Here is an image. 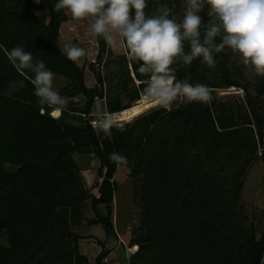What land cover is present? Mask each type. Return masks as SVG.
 <instances>
[{"label": "trees", "instance_id": "obj_1", "mask_svg": "<svg viewBox=\"0 0 264 264\" xmlns=\"http://www.w3.org/2000/svg\"><path fill=\"white\" fill-rule=\"evenodd\" d=\"M32 2L0 0V231L6 229L10 241V246L0 242V264H88L85 254L74 253L64 243L66 236H77L69 230L68 218L76 217L83 205L79 170L70 156L79 148L99 159L98 193L89 196L93 222L101 223L106 232L116 235L112 200L115 173L122 168L109 160V154L126 156V173L139 182L141 239L131 241L138 244L131 264H260L264 228L257 238L236 204L244 167L257 153L252 123L257 124L258 138L263 137L264 119L258 110L263 76L258 75L255 94L244 85L243 102L180 101L171 111L158 107L131 123L115 124L108 135L89 120L85 126L74 125L62 120L69 110L90 114L96 95L105 97L108 111L128 106L139 100L148 77L139 72L140 62L128 59L126 50L107 57L108 44L97 37L96 59L103 71L95 77L100 87L86 86L84 72L58 43L65 9L55 10L58 0H38L34 8ZM208 11L207 5L201 11L202 33ZM17 45L34 61L43 60L54 74L76 75L86 95L80 109L66 107L63 116L55 118L34 107V74L18 71L8 60L7 53ZM214 58L218 79L203 85H241L221 52ZM195 60L207 65L202 57ZM186 66L182 61L173 64L175 76L195 85L194 78H185ZM89 67L95 71L92 63ZM110 74L117 84H124L120 92L110 94L106 85L102 90ZM21 80L25 86L8 96L11 82ZM99 204L105 205L104 212ZM100 243L95 264H105L110 251Z\"/></svg>", "mask_w": 264, "mask_h": 264}, {"label": "clouds", "instance_id": "obj_2", "mask_svg": "<svg viewBox=\"0 0 264 264\" xmlns=\"http://www.w3.org/2000/svg\"><path fill=\"white\" fill-rule=\"evenodd\" d=\"M206 5L210 19L202 33L203 18L199 13ZM146 6V0H58L55 10L66 9L73 20L87 21L91 33L102 37L113 50L123 45L128 59L140 62L139 72L148 77L144 81L146 96L168 111L178 99L203 104L212 100L208 86L177 80L172 65L178 61L191 65L202 57L209 67H215L214 53L228 48L240 55L245 66L264 76V0H186L180 21L170 17L167 5L152 15L145 13ZM62 51L77 64L87 55L84 48L69 43L63 45ZM7 55L18 71L30 70L34 74L31 83L38 103L51 107L54 116L59 117L68 99L53 87L54 73L45 62L34 61L22 45ZM24 86L23 80L13 81L6 94L11 96ZM115 124L111 118L101 117L98 127L108 135ZM109 160L121 166L128 164L127 157L116 152L109 154ZM260 264H264V258Z\"/></svg>", "mask_w": 264, "mask_h": 264}, {"label": "rangeland", "instance_id": "obj_3", "mask_svg": "<svg viewBox=\"0 0 264 264\" xmlns=\"http://www.w3.org/2000/svg\"><path fill=\"white\" fill-rule=\"evenodd\" d=\"M37 2L38 0H33V8ZM185 2L186 0H146L147 6L145 8V13L147 15L155 14L161 6L167 5L170 9V17L180 21L183 18ZM42 12L45 13L47 17L49 16V11L44 10ZM64 12L66 15L65 19L60 24V41L63 43V41L67 39L72 40L75 43V46L82 47L86 50V57L76 64L84 72L83 77L86 86L91 87L95 85L99 88L100 85L97 83L95 72L102 74L103 65L102 62L99 64L96 59L98 50L97 36L91 33L87 21H75L71 18L70 13L66 9ZM199 14L202 16L201 12ZM123 50L125 51L123 45L115 50L107 45V57ZM221 56L227 60L231 76L241 85H234L233 88H231L232 85L226 87L208 86L211 90L212 99L214 98L217 103H223L230 100L238 103L243 102L245 96L244 85L248 86L249 91L252 94H255L258 75L255 73L254 68L243 64L242 58L238 53H233L230 49L225 48L221 51ZM90 63L93 64L95 71L89 67ZM128 67L131 70L129 62ZM192 67L194 69H192ZM213 70V67H209L208 65L194 59L191 65L186 66L185 78H194V83L213 84L212 82L218 79L216 71L214 72ZM104 78H106V80L103 84L102 90H104V86L106 85L108 88L107 91L110 94L120 92L123 88H125L122 82L117 84V77H113L112 74H110L109 77L110 81H108L106 76ZM127 86L129 88L131 85ZM53 87L60 92L61 96L68 99V108L80 109L86 100V95L81 90V83L74 73L69 76L65 74H54ZM260 96L261 100L258 102V110L261 113V117L264 119V96L263 94ZM94 98L95 100L93 101L91 107L92 111L88 115L80 113L79 111L69 110L65 116H63L62 113L59 117H56L52 114L53 109L49 108L47 105H41L36 102L34 107L38 108L40 112L50 114L55 118H61L63 116L62 120L71 124L85 126L86 122H88V120L90 122V119L92 118H90L91 113H101L107 110L105 107V97L99 98L96 95ZM135 100L137 99L132 101ZM180 101L181 100L178 99L174 103H179ZM131 122L132 121H130V123ZM251 125L257 138V153L254 159L250 163H247L244 167V173L241 176L242 185L238 193V201L236 205L241 218L247 225H252L254 227L256 237L259 238L264 228V125L262 139L258 138V134L256 132L257 124L252 123ZM95 128L98 129V126ZM70 156L79 170V176L82 182V189L79 190H83L84 198L83 205L80 208V212L76 214V217H67L69 230L77 234V236H66L64 243L66 246L71 247L74 253L79 252L85 254L88 264H95V257L102 248V244L100 242L103 241L94 233H89V231H95L97 235L106 232L101 223L98 222L96 224H92L95 223L93 222L95 215L91 208V197L89 196L90 193H98V185L101 180V177L97 172L99 159L95 153L88 151L85 148H79L70 152ZM115 179L117 187L112 200L113 222L115 228L123 234L125 232L127 236V239H125L126 244L119 245L116 249V253L118 254L119 264H131L132 254L134 252H131L128 249V246L131 245V241H138L141 239V235L139 234L140 230L137 228L139 217L141 215L139 197L140 185L138 180L127 175L126 166H122V168L116 171ZM99 208L103 212L105 211L104 204H99ZM0 242L3 245L10 246L9 236L6 229H2L0 231ZM105 246L108 247V245ZM116 256L117 255H115L114 252L106 254L103 260L105 264H112L115 263ZM50 263L51 262L48 264ZM57 264L60 263L58 262ZM70 264L75 263L72 262Z\"/></svg>", "mask_w": 264, "mask_h": 264}, {"label": "bare ground", "instance_id": "obj_4", "mask_svg": "<svg viewBox=\"0 0 264 264\" xmlns=\"http://www.w3.org/2000/svg\"><path fill=\"white\" fill-rule=\"evenodd\" d=\"M132 74L134 75L133 72ZM233 87L234 85H232L231 88ZM144 89L140 90L139 100L130 102L128 106H125L123 108H120L114 111L105 110L101 113H91L93 117L90 119V123L94 126H98V122L101 117H109L113 121H115L116 124H125L126 122L132 121L133 119L137 117L139 118L140 116L147 114L151 110L157 107H160L156 104L154 100H151L150 98L146 96ZM53 111L54 110H52V114H53ZM97 115L98 117H96ZM128 249L131 252H135L138 249V244L136 243L131 244L128 246Z\"/></svg>", "mask_w": 264, "mask_h": 264}, {"label": "crops", "instance_id": "obj_5", "mask_svg": "<svg viewBox=\"0 0 264 264\" xmlns=\"http://www.w3.org/2000/svg\"><path fill=\"white\" fill-rule=\"evenodd\" d=\"M60 28H61V25H60ZM60 28H59V34H60ZM58 43H59V45H61L60 47L62 49H63V45L65 43L75 45V43L72 40H68V39L63 41V43H61L60 36H59V42ZM115 192H114V194H115ZM96 223L97 222L92 223V224H96ZM115 231H116V235H114L113 233H110V232L100 233V235H97V233H95V231L94 232L89 231V233H94L96 236L101 238V240L105 243V245H108V247L110 248V251L107 254L114 252L115 255H117L115 263H112V264H119V259H118V254L116 253V249L118 248L119 245H122V244L125 245L126 244L125 239H127V236H126L125 232L123 234V233H121V231H118L117 228H115ZM124 256H125V252H124Z\"/></svg>", "mask_w": 264, "mask_h": 264}, {"label": "water", "instance_id": "obj_6", "mask_svg": "<svg viewBox=\"0 0 264 264\" xmlns=\"http://www.w3.org/2000/svg\"><path fill=\"white\" fill-rule=\"evenodd\" d=\"M133 75V74H132Z\"/></svg>", "mask_w": 264, "mask_h": 264}]
</instances>
